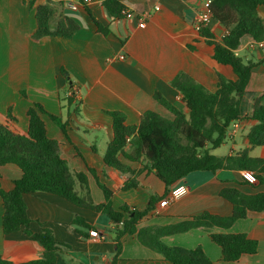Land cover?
<instances>
[{
	"label": "crops",
	"instance_id": "obj_1",
	"mask_svg": "<svg viewBox=\"0 0 264 264\" xmlns=\"http://www.w3.org/2000/svg\"><path fill=\"white\" fill-rule=\"evenodd\" d=\"M205 0H120L133 13L132 19L111 17L101 0L81 4L77 11L66 9L59 0H0V124H7L11 107L14 121L10 129L20 135L28 130L26 111L33 104L66 123L62 132L53 122L43 117L47 135L56 141L59 154L72 173L83 174L86 187L76 184L78 195H89L94 205L104 203L99 185L112 192L114 210L126 205L144 211L151 199H157L152 209L141 220L140 228L174 226L192 217L209 213L228 217L232 205L220 196L224 188H235L247 195L264 193V184L253 181L241 171L197 172L166 187L145 167L119 156L130 172L124 174L104 164L103 157L112 140V118L117 112L125 117V124L136 126L147 111L168 120L173 115L158 103L157 92L184 115L188 110L172 82L184 74L179 84L192 81L214 92L218 77L236 80L232 68L213 59L214 47L200 34L207 28L214 42L221 44L225 29L215 21L198 24ZM32 3V5H31ZM52 7L56 15L50 21L54 29L60 15L74 20L78 29L70 38L44 36L36 38L35 11L41 6ZM157 8V10H156ZM149 12L145 27L140 28L138 16ZM257 13L264 24V7ZM242 38L235 55L245 64H254L244 98L249 101L264 89V51ZM124 59L120 60L119 57ZM74 94V105L68 98ZM77 110L74 112V106ZM242 128L230 141L229 153L235 155L249 148V156L264 160V147L250 148L246 139L252 122L242 121ZM89 168L94 169V178ZM14 165L0 168V188L13 189V182L21 177ZM132 178L137 187L124 191L125 182ZM97 180V181H96ZM247 181V183H244ZM98 182V183H97ZM242 184V185H241ZM188 192L169 202L165 208L159 203L180 187ZM29 230L38 233L43 228L52 232L56 242L64 244L57 254L58 264H108L116 254L114 243L118 225L88 208L78 207L66 199L45 192L24 195ZM3 204L0 197V256L14 263L39 259L43 249L27 236L23 229L13 234L2 232ZM79 217L104 235L94 241L89 232L73 224ZM91 231V230H90ZM210 233L245 234L258 243L257 252L244 255L236 262L220 263V248L212 243ZM118 264H162L161 257L142 246L136 236L122 238ZM167 247L195 249L201 247L206 256L219 264H264V212H250L228 230L212 227L194 229L164 236L159 240ZM150 262V263H146Z\"/></svg>",
	"mask_w": 264,
	"mask_h": 264
},
{
	"label": "trees",
	"instance_id": "obj_2",
	"mask_svg": "<svg viewBox=\"0 0 264 264\" xmlns=\"http://www.w3.org/2000/svg\"><path fill=\"white\" fill-rule=\"evenodd\" d=\"M101 4L113 18L122 17L126 10L120 0H101ZM259 6L264 7V0H212L211 19L220 24L226 34L221 44L214 42L210 31L205 27L200 29V34L214 47L213 59L230 66L236 80L228 81L219 76L216 90L209 92L189 79L179 84L178 81L184 79L185 75L178 74L172 85L180 93L188 115L178 111L159 93L154 94L155 100L173 115L172 120L147 111L138 125L128 126L122 114L108 113L112 118V140L103 157L106 166L130 174L120 163L119 156L129 162L145 163L147 170L153 172L166 187L193 173L215 174L222 170L247 172L253 181L264 184V160L250 157L249 148L225 157L212 153L225 143L227 131L236 121L253 123L246 134L250 148L264 147V89L249 101L244 98L254 64H245L235 55L242 38L248 37L252 42L264 40V24L257 13ZM55 15V10L47 5L36 9V38H70L77 31V23L62 15L54 29H51L50 21ZM73 96L71 93L68 98L69 105L75 104ZM11 109L10 107L7 111L8 123L0 124V168L14 165L22 174L13 182L11 191L5 192L0 188L3 204L2 232L9 235L23 229L27 236L40 245L43 254L39 259L23 263H14L0 256V264H58L57 254L61 248L66 247L56 242L48 229L43 228L35 234L29 230L31 221L24 202L26 194L45 192L62 197L75 206L100 213L112 224L118 225L114 237L116 254L108 264L120 262L118 257L122 248L121 240L125 236H136L142 246L161 257L159 261L162 264H219L212 262L201 247L192 250L167 247L159 240L164 236L194 229L216 227L228 230L250 212H264V193L247 195L235 188H224L220 191V196L232 205V213L228 217L203 213L174 226L140 228L141 220L157 199H151L144 211L130 209L126 205L114 210L111 204L112 192L97 182L104 195V203L94 205L87 195L85 176L70 171L67 162L59 154L58 143L48 137L43 117L53 122L62 132H65L66 123L60 117L47 112L41 105L33 104L26 111L27 133L20 135L9 127L14 121ZM76 110L77 105L73 111ZM88 170L96 178L94 169ZM77 183L85 186L86 195H78L75 190ZM245 183L247 181L242 184ZM135 187L136 181L129 178L122 190ZM73 224L87 232L95 230L79 217L73 219ZM209 238L220 248V263L236 262L244 255L255 254L258 249V243L245 234L210 233Z\"/></svg>",
	"mask_w": 264,
	"mask_h": 264
},
{
	"label": "built area",
	"instance_id": "obj_3",
	"mask_svg": "<svg viewBox=\"0 0 264 264\" xmlns=\"http://www.w3.org/2000/svg\"><path fill=\"white\" fill-rule=\"evenodd\" d=\"M59 1L62 2L64 7L70 11H77L81 4L89 5L90 3H92V0H59ZM211 3H212V0L204 1L203 12L198 18V24L205 25L209 23L210 21H212L211 15H210ZM123 15L125 16L126 19H132L134 17L133 13L128 10L123 11ZM149 15L150 13L146 12L138 16L137 20H138L140 28L145 27V21L149 17ZM251 45L258 50L264 51V40H261L258 42H252ZM119 59L123 60L124 57L120 56ZM242 125L243 123L241 121L233 122L227 131L226 137H228L229 139H232L236 135V133L242 128ZM187 192H188V187L186 186L180 187L179 189L170 192L168 197L163 199L159 203V206L161 208H165L169 204L170 201L184 196ZM89 238L94 241H100L104 239V235L100 232H97L96 230H91L89 231Z\"/></svg>",
	"mask_w": 264,
	"mask_h": 264
},
{
	"label": "rangeland",
	"instance_id": "obj_4",
	"mask_svg": "<svg viewBox=\"0 0 264 264\" xmlns=\"http://www.w3.org/2000/svg\"><path fill=\"white\" fill-rule=\"evenodd\" d=\"M230 141L231 139H229L228 137L225 139V143L219 148L216 149L215 151H213L212 153L217 155V156H224L227 153H229V148H230Z\"/></svg>",
	"mask_w": 264,
	"mask_h": 264
}]
</instances>
